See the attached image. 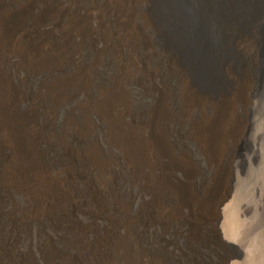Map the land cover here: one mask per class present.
Listing matches in <instances>:
<instances>
[{"label": "bare ground", "instance_id": "6f19581e", "mask_svg": "<svg viewBox=\"0 0 264 264\" xmlns=\"http://www.w3.org/2000/svg\"><path fill=\"white\" fill-rule=\"evenodd\" d=\"M263 88L264 0H0V264L240 262Z\"/></svg>", "mask_w": 264, "mask_h": 264}, {"label": "rangeland", "instance_id": "374dc122", "mask_svg": "<svg viewBox=\"0 0 264 264\" xmlns=\"http://www.w3.org/2000/svg\"><path fill=\"white\" fill-rule=\"evenodd\" d=\"M261 98L251 131L253 147L234 170L233 191L226 207L227 236L240 241L246 251L237 264H264V92ZM245 206L249 210L242 217Z\"/></svg>", "mask_w": 264, "mask_h": 264}]
</instances>
